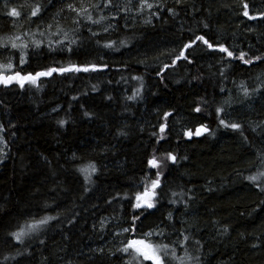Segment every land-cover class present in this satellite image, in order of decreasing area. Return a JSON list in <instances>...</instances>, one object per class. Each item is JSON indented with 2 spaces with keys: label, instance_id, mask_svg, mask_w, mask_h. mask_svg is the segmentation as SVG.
Here are the masks:
<instances>
[{
  "label": "trees",
  "instance_id": "obj_1",
  "mask_svg": "<svg viewBox=\"0 0 264 264\" xmlns=\"http://www.w3.org/2000/svg\"><path fill=\"white\" fill-rule=\"evenodd\" d=\"M53 3L43 22L59 9L57 0ZM199 3L205 7L212 5L213 15L208 21L210 29L200 28L196 20L183 13L176 19L166 12L161 13V18H154L151 25L144 24L143 18L129 19L127 30L121 27L103 38L117 42L129 39V46L119 51L96 50L85 29L79 39L92 55L86 57L79 51L76 54L49 51L43 47L35 54L30 51L24 70L35 72L54 62L66 64L69 60L83 63L96 60L102 54L109 64L107 71L68 78L54 76L43 82L40 90L29 86L21 90L16 85L9 89L0 87V123L6 128L9 123L16 125L4 133L8 142L4 151L8 155L0 163V206L3 208L0 211V259L5 254H15V250H9L3 243L5 233L29 213L60 214V219L51 221L46 232L41 234L47 244L44 255L51 256L53 264H63L58 256L84 264V258L78 255L81 251L87 253L99 246L113 247L112 231L119 230L120 226L127 227L132 215L128 200L122 197L125 194L131 196L138 190L136 186L149 171L146 161L155 149L158 156L171 151L187 159H180L177 165L169 163L164 170L165 195L159 211L144 221L145 228L172 209L167 202L170 189L176 192L192 189L189 195L195 199L190 202L184 219L203 229L193 231L205 244L202 249L205 264H264V249L250 247L251 243L259 242L256 237L264 240V204H261L264 193L244 179L255 171L249 168L255 148L264 145L246 129L250 147L238 133L218 128L214 114L209 116L193 111L201 97L213 101V108L219 104L226 97L218 91L223 85L231 89L237 99L233 119H264V101L257 103L254 111L248 106L251 102L239 106L238 90L232 83L233 80L237 83L244 80L255 85L257 75L264 72V64L248 68L234 61L227 79H223L218 74L220 54L210 53L206 46L200 45L193 52L196 57L193 65L181 61L175 69L165 73L161 82L156 71L160 63L168 62L169 58L162 57L160 62L152 59L160 51L178 49L192 38L193 33L205 34L210 41L226 43L230 47L238 45L250 55L264 54V23L241 22L243 18L236 15L240 11L239 0H199ZM222 4L231 5V10L221 7ZM200 18L197 15L196 19ZM120 23L122 25L124 21ZM182 24L185 31H181ZM6 25V21L0 20V36L8 31ZM247 25H254L255 31H246ZM189 28L193 32L186 31ZM249 45H252L251 49ZM145 59L147 66L138 63ZM195 75L202 79L193 80ZM133 76L143 77L142 98L127 100L126 97L141 86L140 81L132 79ZM92 85H97L99 90L92 91ZM85 91L86 96L82 95ZM72 96H79V100L73 101ZM53 108H59V111L54 112ZM84 110L94 113V118H85ZM165 112L173 115L163 134L166 139L157 144V137L152 133L159 134ZM60 119L69 122L60 127L57 123ZM202 123L215 134L193 140L183 137L186 128H195ZM117 129H123L127 135L117 138ZM73 154L78 159L73 160ZM89 161L95 162L99 171L92 176L94 183L88 185L90 191L85 193L84 177L77 168ZM110 200L112 203H107ZM44 203L51 207L43 208ZM74 212L79 216L74 225H69L68 218ZM101 217H116L103 238L98 230L92 229L94 223L98 226ZM213 221L220 223L214 226ZM226 225L232 226L229 234L218 236L217 228ZM241 232L252 235L247 240H240ZM33 248L37 249V256L32 264H38L39 245L33 243ZM64 248L66 253L60 251ZM113 264L121 262L113 258Z\"/></svg>",
  "mask_w": 264,
  "mask_h": 264
},
{
  "label": "snow or ice",
  "instance_id": "obj_2",
  "mask_svg": "<svg viewBox=\"0 0 264 264\" xmlns=\"http://www.w3.org/2000/svg\"><path fill=\"white\" fill-rule=\"evenodd\" d=\"M57 2L60 4L59 9L49 16L47 22H43V17L48 12V8L54 6L53 0H0V20L7 22L6 27L8 29L3 36H0V58H3L0 59V87L9 89L16 85L21 90H26V86L40 90L42 83L54 76L68 78L73 75L107 71L109 64L104 60L102 54L98 55L96 60H85L83 63L69 60L66 64L54 62L52 65L35 72L24 70V65L29 60L30 51L31 54H35L36 50L43 47H47L49 51L67 52L69 54H76L79 51L86 57L92 55V52L85 48L83 41L79 39L80 34L85 29L89 33V39L94 42L96 50L119 51L121 48H127L131 41L121 39L117 42L103 38L121 27L127 30L129 19L135 21L137 18H143L144 24L151 25L154 18H161V13L166 12L172 19L180 17L183 13L185 17L196 20L200 28L207 30L210 29L208 21L213 15L212 5L209 4L205 7L199 3V0H123V2L120 0H57ZM221 7L229 8V10L232 8L228 4H222ZM239 7L240 11L236 15L243 18L241 22L264 23V0H239ZM204 13L207 15L205 16ZM197 15L201 17L199 20L196 19ZM121 20L124 21L122 25ZM33 25H35V30H33ZM181 31H185L183 24ZM186 31L193 32V29L189 28ZM246 31H255V26L247 25ZM200 45L206 46V50L210 53L220 54L218 74L223 79H227V72L234 61H239L248 68L264 64V54L250 55L249 51L240 49L238 45L234 44L230 47L226 43L210 41L205 34L193 33L192 38L182 43L178 49L160 51L152 58L157 62H160L162 57L169 58L168 62L160 63L157 68L156 75L161 78V82H163L165 73L169 69H175L181 61L187 65H193L196 61L193 52ZM251 48L252 45H249V49ZM138 63L147 66V59L140 60ZM209 67L211 68L212 65ZM132 79L140 81L141 86L135 89L131 96L126 97L127 100L142 98L143 77L133 76ZM192 79L200 80L202 77L195 75ZM256 80L255 85H249L244 80L239 81V83L235 80L232 81L238 90L237 95L240 97L239 106L244 107L247 102H251L248 106L253 111L257 103L264 101V72L257 75ZM98 90L97 85H92V91ZM218 91L226 94V97L219 104L213 108V101L201 97L198 104L193 108L194 113H206L209 116L214 114L218 128L238 133L242 141L250 147L252 145L248 135L245 134L246 129L248 133L260 140L261 145H264V119L253 120L251 117L244 120L233 119L237 99L233 97L232 90L226 89L223 85L219 87ZM82 95H88L87 91L83 92ZM71 99L78 101L79 96H72ZM108 99L111 100L112 97H108ZM81 107L83 108V105ZM53 111L57 112L59 108H53ZM94 115L90 111H83V116L87 119L94 118ZM172 115V112L163 113L162 119L165 122L159 125V134L152 133L153 136L157 137V144L166 139L163 134L168 127L167 121ZM68 122L66 119L57 121L60 127H64ZM15 127V124L9 123L6 128L3 123H0V145H2L0 147V163H3L8 155L4 151L5 148H8L4 133ZM205 134L214 135L215 133L207 124L203 123L183 131V137L188 140H193L194 137L200 138ZM11 135L14 137L15 133L13 132ZM126 135L127 133L123 129H117V138ZM72 159L75 160L78 157L73 154ZM180 159H187V157H178L171 151L158 156L156 150L153 149L151 157L146 161L149 171L143 175L136 186L138 190L131 196L125 194L122 197L128 200L132 209L128 226H120L119 230L112 231V240L115 242L113 247L99 246L95 249H89L87 253L83 251L78 253L84 258V264H113V258L121 264H205V259L202 256V249L205 244L201 238L196 236V231H203V229H199L197 224L184 219L191 207L190 202L195 199L193 195H189L192 189L181 192L170 189L171 196L167 202L173 206L172 209L165 216H161L148 225L147 228L144 226V221L159 211L161 200L165 195L164 170L168 168L169 163L177 165ZM45 160H47L46 157ZM249 168H254L255 171L250 172L244 179L258 189L260 193H264V146L255 148L254 159L249 163ZM151 170L155 171L152 172ZM77 171L84 177V192L87 193L90 191L88 185L94 183L92 176L97 174L99 169L95 162L89 161L87 164L79 166ZM107 203L111 204L112 201ZM261 204H264V201H261ZM42 207L47 209L51 205L44 203ZM0 211H3L2 206H0ZM78 216L79 213L74 212L68 218V224L74 225ZM59 219L60 214L56 216L27 214L21 222L16 223L13 229L5 233L3 243L9 250H15V254L3 255L0 264H32L37 256V249L33 248V243L39 245L40 258L38 264H53V258L44 255L47 244L41 238V234L46 232L51 221ZM115 219L116 217H101L98 220V226L94 223L92 229L93 231L98 230L101 238H103ZM212 223L216 226L220 222L213 221ZM230 227L232 226L226 225L222 229L217 228V235H228ZM251 235L252 233L241 232L239 238L240 240H247V237ZM256 240L259 242L251 243L250 247L252 249H264V240H261L260 237H256ZM60 251L66 253L67 249L64 248ZM57 258L63 261V264H77L72 259H65L64 256Z\"/></svg>",
  "mask_w": 264,
  "mask_h": 264
}]
</instances>
